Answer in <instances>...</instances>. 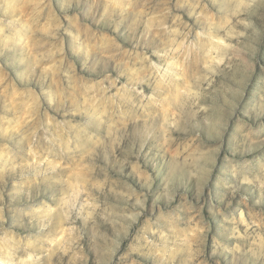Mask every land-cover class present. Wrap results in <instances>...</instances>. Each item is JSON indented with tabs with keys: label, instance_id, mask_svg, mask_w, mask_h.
Wrapping results in <instances>:
<instances>
[{
	"label": "rangeland",
	"instance_id": "obj_1",
	"mask_svg": "<svg viewBox=\"0 0 264 264\" xmlns=\"http://www.w3.org/2000/svg\"><path fill=\"white\" fill-rule=\"evenodd\" d=\"M0 264H264V0H0Z\"/></svg>",
	"mask_w": 264,
	"mask_h": 264
}]
</instances>
